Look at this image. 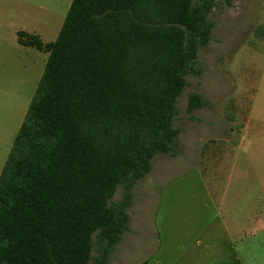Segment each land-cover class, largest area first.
Returning <instances> with one entry per match:
<instances>
[{"label": "trees", "instance_id": "trees-1", "mask_svg": "<svg viewBox=\"0 0 264 264\" xmlns=\"http://www.w3.org/2000/svg\"><path fill=\"white\" fill-rule=\"evenodd\" d=\"M216 4L72 0L54 41L17 32L49 56L0 172V264H109L133 187L177 154L178 97ZM204 105L192 93L190 117Z\"/></svg>", "mask_w": 264, "mask_h": 264}, {"label": "rangeland", "instance_id": "rangeland-1", "mask_svg": "<svg viewBox=\"0 0 264 264\" xmlns=\"http://www.w3.org/2000/svg\"><path fill=\"white\" fill-rule=\"evenodd\" d=\"M63 2L0 0V172L49 56L17 32L54 41ZM209 17L211 40L178 97L177 154H157L133 187L109 264H264V0H217ZM192 93L205 100L194 118Z\"/></svg>", "mask_w": 264, "mask_h": 264}, {"label": "crops", "instance_id": "crops-1", "mask_svg": "<svg viewBox=\"0 0 264 264\" xmlns=\"http://www.w3.org/2000/svg\"><path fill=\"white\" fill-rule=\"evenodd\" d=\"M71 3H72V0H64V2H63V4H64V6L66 7L67 6V8H68V10H69V8H70V5H71ZM62 27V26H61ZM22 30V29H21ZM26 31V30H25ZM27 32H29V31H27ZM31 33H35V32H31ZM35 34H37V33H35ZM59 34V33H58ZM39 35V34H38ZM40 36V35H39ZM58 36V35H57ZM41 37V36H40ZM57 38V37H56ZM43 40V39H42ZM22 45V44H21ZM24 46V45H23ZM25 47H29V46H25ZM34 48V47H33ZM40 51V50H39ZM40 52H43V51H40ZM43 53H48V52H43ZM49 54V53H48ZM47 62V60H46V57H44V59H43V62ZM46 64V63H45ZM45 68V67H44ZM20 128V127H19ZM19 130V129H18ZM18 132V131H17ZM17 134V133H16ZM15 138V137H14Z\"/></svg>", "mask_w": 264, "mask_h": 264}]
</instances>
